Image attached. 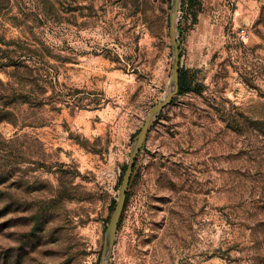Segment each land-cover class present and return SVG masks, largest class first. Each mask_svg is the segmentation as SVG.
<instances>
[{"label": "rangeland", "instance_id": "rangeland-1", "mask_svg": "<svg viewBox=\"0 0 264 264\" xmlns=\"http://www.w3.org/2000/svg\"><path fill=\"white\" fill-rule=\"evenodd\" d=\"M171 3L0 0V264H99ZM176 40L106 264H264V0H181Z\"/></svg>", "mask_w": 264, "mask_h": 264}, {"label": "water", "instance_id": "water-1", "mask_svg": "<svg viewBox=\"0 0 264 264\" xmlns=\"http://www.w3.org/2000/svg\"><path fill=\"white\" fill-rule=\"evenodd\" d=\"M180 2L181 0H172L169 14L168 38L172 54L169 89L163 100L149 110L144 118L140 130L132 141L129 149L128 160L125 165V170L121 177L115 205L109 216L108 224L105 229L99 264H106L112 255L117 229L124 208L136 156L150 131L153 121L171 103L173 97L178 93L179 50L176 40V21L179 16Z\"/></svg>", "mask_w": 264, "mask_h": 264}, {"label": "trees", "instance_id": "trees-1", "mask_svg": "<svg viewBox=\"0 0 264 264\" xmlns=\"http://www.w3.org/2000/svg\"><path fill=\"white\" fill-rule=\"evenodd\" d=\"M187 92V88L185 86L184 76L179 73L178 75V95H183Z\"/></svg>", "mask_w": 264, "mask_h": 264}, {"label": "built area", "instance_id": "built-area-1", "mask_svg": "<svg viewBox=\"0 0 264 264\" xmlns=\"http://www.w3.org/2000/svg\"><path fill=\"white\" fill-rule=\"evenodd\" d=\"M237 37L239 38V40L244 42L248 39L249 33L246 31V29L240 28L237 32Z\"/></svg>", "mask_w": 264, "mask_h": 264}]
</instances>
